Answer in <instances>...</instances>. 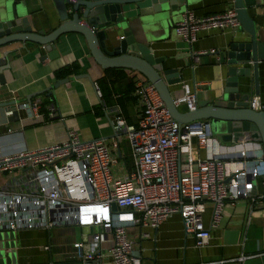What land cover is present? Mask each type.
<instances>
[{
	"label": "built area",
	"instance_id": "obj_1",
	"mask_svg": "<svg viewBox=\"0 0 264 264\" xmlns=\"http://www.w3.org/2000/svg\"><path fill=\"white\" fill-rule=\"evenodd\" d=\"M240 28L231 6L204 16L186 9L175 32L193 44L203 32L229 29L237 33ZM207 53L219 54L216 49L202 51L194 61ZM199 85L182 84L175 104L195 110ZM134 94L140 106L138 124L128 125L122 116L114 122L116 131H124L130 142L132 167L123 175L113 173V167L126 158L120 148L123 136L116 138L115 147L120 150L116 154L104 139H84L76 129H69L62 141L35 149L22 146L5 153L0 146V174L15 178L0 185V232L88 228L84 239L73 243L72 260L92 264L109 257L113 264H141L129 227L157 230L178 214L186 232L203 247L210 243L212 229L221 225L228 202L264 200V149L259 142L223 145L211 121L179 123L151 82L138 78ZM20 105V113L40 117L41 100ZM250 107L264 109L259 95L253 96ZM12 114L6 112L7 117ZM52 247L47 243L43 249Z\"/></svg>",
	"mask_w": 264,
	"mask_h": 264
},
{
	"label": "crops",
	"instance_id": "obj_2",
	"mask_svg": "<svg viewBox=\"0 0 264 264\" xmlns=\"http://www.w3.org/2000/svg\"><path fill=\"white\" fill-rule=\"evenodd\" d=\"M19 7L30 18L33 30L49 34L60 24L61 20L53 0H17ZM172 17L149 19L145 39L152 54L163 60L165 68H180L184 66L185 59L179 58L180 54L193 52L194 54L212 49L219 54H202L195 62L188 58L191 67L184 70L183 80L180 84L171 87L173 95L180 93L182 84L198 86V100L212 101L223 95L230 67L227 62V50L237 41H249V34L240 28L237 33L232 30H213L203 32L193 44L187 43L176 32L175 26L182 19L186 9L195 10L199 16L210 15L225 11L233 6L234 0H186ZM250 15L254 18L259 39L264 41V0H245ZM130 18L138 17L135 6L129 12ZM143 23V21H141ZM12 48H0V66L6 64L3 54L12 50L7 63L11 68L3 72L5 84L0 82V103L13 99L27 101V96L42 90L58 79L55 71L62 66L78 62L81 66L80 74L95 69L91 62L89 49L84 39L76 34L63 37L60 44L59 55L54 59L41 60L45 54L42 46L34 42H26L24 46L19 43L11 45ZM1 68V67H0ZM122 69V68H119ZM125 70V69H124ZM120 84L115 83L114 95L110 105L102 99L101 90L97 93L88 78H76L72 75L69 83L60 86L55 91V99L46 94L37 95L32 101L41 100L54 116L45 118L40 111V117L30 118L26 112L22 113V121L0 125V134L4 135L0 146L2 152L9 153L25 146L35 149L39 146L62 141L67 136L69 129H76L84 139H104L113 149L116 138L112 123L117 116H122L128 125L136 126L139 121L140 106L138 100L128 98L122 100L121 105L117 98L124 89L135 87L138 76L127 72ZM96 82L105 75V70L94 72ZM131 81V85L128 82ZM242 87L247 92L252 87L250 78H240ZM127 85V87H125ZM98 85V84H97ZM260 99L264 106V65L260 69ZM134 94V91L131 93ZM102 102L100 101V99ZM53 102L52 104H50ZM98 107V108H97ZM41 109V107H40ZM99 110L101 115L96 114ZM182 111H187L181 106ZM54 118V119H51ZM12 129L11 134H7ZM128 138L124 135L122 141ZM122 154L125 156L122 148ZM226 145V143H222ZM123 156V157H124ZM120 163V161H119ZM132 167L127 158H121L120 175ZM14 180L6 174H0V185L8 179ZM209 211L206 216L207 223L210 219ZM81 229L80 237L76 235V228H59L47 231L43 229L20 230L16 232L17 264H86L80 260H72L73 243L84 239L85 234ZM129 236L135 241L134 248L139 252L141 264H264V200L253 203L248 199H240L234 205L226 204L224 218L219 227L211 231L210 243L199 247L194 236L186 232L182 218L175 214L165 220L157 230L145 227H129ZM147 232L149 237H142ZM53 245L50 251L43 249L44 245ZM92 264H113L109 257L102 262Z\"/></svg>",
	"mask_w": 264,
	"mask_h": 264
},
{
	"label": "water",
	"instance_id": "obj_3",
	"mask_svg": "<svg viewBox=\"0 0 264 264\" xmlns=\"http://www.w3.org/2000/svg\"><path fill=\"white\" fill-rule=\"evenodd\" d=\"M61 24L51 33L35 32L30 18L19 7L17 0H0V48L19 43L34 42L42 46L45 54L41 60L54 59L59 55V46L63 44V37L76 34L82 37L89 49L91 62L95 69L76 75V78H88L99 93L94 72L110 68H123L135 74L144 82H151L159 91L172 117L179 123H188L206 119L211 121L213 131L222 143L254 141L259 142L264 149V109L255 110L250 107V100L254 95H260V69L264 65V41L259 39L254 18L248 11L245 0H234V8L242 28L249 34V41H237L227 50L226 85L223 95L212 101L197 103L193 111H182L174 102L171 87L180 84L184 70L191 67L188 58L195 59L191 52L180 54L179 58L186 63L180 68H165L163 60L156 58L145 39L148 20L161 17H172L186 0H53ZM135 6L138 17L130 18L129 12ZM143 21V23H141ZM12 50L3 54L5 65L0 66V82L5 84L3 72L11 68L7 63ZM250 78L252 87L243 92L246 85L240 78ZM66 77L57 80L50 86L33 92L27 96V103L32 98L46 94L55 99V91L70 82ZM102 102L101 98H99ZM20 99H13L0 103V125L19 122L23 112L17 110L21 106ZM7 111H13L6 116ZM27 113V112H26ZM115 131L113 137L124 136V131ZM120 151V150H119ZM121 156V155H120ZM117 210L116 204L112 206ZM88 234L90 229L82 228ZM0 264H17L16 232L0 233ZM12 249V251H7Z\"/></svg>",
	"mask_w": 264,
	"mask_h": 264
},
{
	"label": "trees",
	"instance_id": "obj_4",
	"mask_svg": "<svg viewBox=\"0 0 264 264\" xmlns=\"http://www.w3.org/2000/svg\"><path fill=\"white\" fill-rule=\"evenodd\" d=\"M81 66L79 65L78 62H72L71 64L62 66L61 68L57 69L55 71V77L60 80L64 79L66 77H70L72 75H78L80 74V68ZM125 70L119 69V68H110L105 70V75L97 80V84L101 90L102 94V99L105 102V104L110 105L112 102V99L116 93H118L115 90V83L120 84V79L124 78L125 75ZM127 77V76H126ZM128 84L131 85V81L128 82ZM125 87H127V85ZM135 91V87H130L127 89H124L123 92L121 91V96L117 98V103L121 105L122 100H126L128 98L132 99L133 101L137 100L138 98L135 95H132L131 93ZM51 102L50 104H52ZM98 108V107H97ZM40 111L44 114L45 118L50 116V112L48 109L45 107V104H41V109ZM97 115H101L100 111L97 109L96 110ZM51 119H54L51 117Z\"/></svg>",
	"mask_w": 264,
	"mask_h": 264
},
{
	"label": "rangeland",
	"instance_id": "obj_5",
	"mask_svg": "<svg viewBox=\"0 0 264 264\" xmlns=\"http://www.w3.org/2000/svg\"><path fill=\"white\" fill-rule=\"evenodd\" d=\"M121 146L124 149L125 156L128 159V161L132 162L131 155H130V142L128 143V141L125 139L124 141H122V145ZM111 149H112V147H111ZM120 170H121V159H120V163L117 166L113 167V173L116 176H120V174H119ZM256 183H257V181H256ZM55 231L56 230H54L53 233H55ZM80 232H81V229L79 227H76V235H77V237H80V234H81ZM0 233H5V231H2ZM128 234H129V232H128ZM6 240H8V239L6 237H3V239L0 240V242H3V241L5 242ZM10 251H12V249Z\"/></svg>",
	"mask_w": 264,
	"mask_h": 264
}]
</instances>
